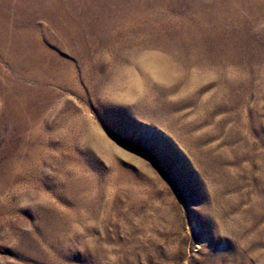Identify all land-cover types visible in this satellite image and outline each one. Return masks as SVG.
<instances>
[{
    "label": "rangeland",
    "instance_id": "374dc122",
    "mask_svg": "<svg viewBox=\"0 0 264 264\" xmlns=\"http://www.w3.org/2000/svg\"><path fill=\"white\" fill-rule=\"evenodd\" d=\"M0 264H264V0H0Z\"/></svg>",
    "mask_w": 264,
    "mask_h": 264
}]
</instances>
